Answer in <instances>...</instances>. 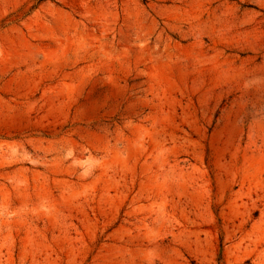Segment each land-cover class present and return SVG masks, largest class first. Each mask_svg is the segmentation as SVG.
Listing matches in <instances>:
<instances>
[{"label":"rangeland","instance_id":"obj_1","mask_svg":"<svg viewBox=\"0 0 264 264\" xmlns=\"http://www.w3.org/2000/svg\"><path fill=\"white\" fill-rule=\"evenodd\" d=\"M0 264H264V0H0Z\"/></svg>","mask_w":264,"mask_h":264}]
</instances>
